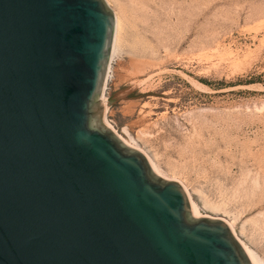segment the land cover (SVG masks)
<instances>
[{
	"label": "water",
	"instance_id": "obj_1",
	"mask_svg": "<svg viewBox=\"0 0 264 264\" xmlns=\"http://www.w3.org/2000/svg\"><path fill=\"white\" fill-rule=\"evenodd\" d=\"M105 0H0V264H253L104 121Z\"/></svg>",
	"mask_w": 264,
	"mask_h": 264
},
{
	"label": "rangeland",
	"instance_id": "obj_2",
	"mask_svg": "<svg viewBox=\"0 0 264 264\" xmlns=\"http://www.w3.org/2000/svg\"><path fill=\"white\" fill-rule=\"evenodd\" d=\"M105 1L104 121L264 263V0Z\"/></svg>",
	"mask_w": 264,
	"mask_h": 264
},
{
	"label": "bare ground",
	"instance_id": "obj_3",
	"mask_svg": "<svg viewBox=\"0 0 264 264\" xmlns=\"http://www.w3.org/2000/svg\"><path fill=\"white\" fill-rule=\"evenodd\" d=\"M140 2L142 3V5L146 8V9H152V7H154L155 4H152V0H140ZM157 3V2H156ZM159 4V3H157ZM147 11V10H146ZM116 15V30H115V38H114V45H113V51H112V55H111V60H110V65H109V71H108V75H107V81L109 80L110 77V72H111V67H112V63H113V58H114V54L117 48V44H118V38H119V32H120V18L117 12H115ZM106 96H103L102 102L103 105L105 107L106 110ZM105 115V112H104ZM106 117V116H105ZM105 123L108 126L109 129L113 130V132L115 133V135L126 145L135 148L134 146H132L128 140H126L114 127H112V125L107 121V119L105 118ZM147 157V156H146ZM153 170L155 171L156 174H158L161 177H164L161 170L157 167V165L154 163V161L152 159H148ZM165 178V177H164ZM185 186V185H184ZM186 187V186H185ZM188 191V197L190 199L191 205H192V209H193V216L194 213L197 215L196 218H198V216H200V211L198 208V205L196 203V201L194 200L191 192L188 190V188H186ZM195 217V216H194ZM229 225L231 228H234V222H230L229 221ZM233 230V229H232ZM234 233V232H233ZM238 239V238H237ZM241 243V242H240ZM242 244V243H241ZM243 246V244H242ZM244 249L247 252L248 256L250 257L251 261L253 264H264L257 256L256 254H254L253 251H251V249L244 243Z\"/></svg>",
	"mask_w": 264,
	"mask_h": 264
}]
</instances>
